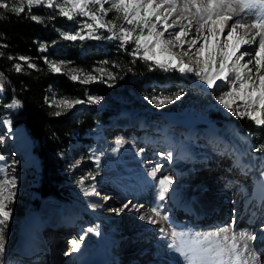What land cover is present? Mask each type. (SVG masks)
<instances>
[{"label":"rangeland","instance_id":"obj_1","mask_svg":"<svg viewBox=\"0 0 264 264\" xmlns=\"http://www.w3.org/2000/svg\"><path fill=\"white\" fill-rule=\"evenodd\" d=\"M0 2L2 1L0 0ZM19 3L20 0H15V3L13 0L8 1L10 7L18 6ZM178 3H182V0H178ZM24 7L27 8L26 3ZM49 10L56 11L55 9ZM243 15L248 22L255 17V13L250 15L245 12ZM79 19L81 18H78V21ZM75 28H77V23L70 21L65 30L58 29L56 34L60 37L61 32L72 31ZM178 30L179 25L174 29H170V31ZM99 33L102 35L105 32L101 29ZM196 35L194 31L190 32L189 36L185 37V41ZM165 39H170V37L166 34ZM220 39L223 40V36ZM90 41L98 42V40L87 39L67 42L86 46ZM106 41L119 43L107 39ZM186 47L187 44H185V49ZM60 49V46L56 44L52 46L51 51L47 49L43 51L45 53V57L42 59L44 63L47 59L51 63L60 65L61 62L58 59ZM173 51L177 52L179 49L174 48ZM185 62L189 63L186 57ZM18 63L24 62L19 60ZM45 65L48 67L47 63ZM61 67V73L55 74L65 75L69 79L72 74L69 72L70 67L63 65ZM177 73L186 77L190 87L180 84L181 87L178 90L167 92V95L162 90L150 92L149 96H140L134 92L114 95L110 92V96L101 98L98 104L88 103V97L95 96L88 94L84 99L85 103L75 105L66 111L55 107L53 101L58 102L60 98H56L50 89L48 103L56 111H61L62 115H72L83 110L96 109L104 115L105 121L98 124L92 132L93 134L89 139L92 146L89 156L85 157L84 152H82L83 149L80 146H75V144H71L69 149H64L65 151L59 154L68 176L67 186L63 193V199L66 202L56 201L53 198L43 200L36 198L37 207L27 210L24 221L19 224L12 221L13 227L10 230L5 229L6 253L0 256L4 264H84L86 261L84 256H79L78 251L72 252L70 245V241L78 239L81 235L84 236L81 248L86 244L95 259L108 258L107 264H171L169 260L174 258L175 255L179 264H183L179 256L168 247L170 243L174 242L173 233H176L177 237L181 233L188 235L206 234L230 226L229 235L235 233L238 236L239 231L242 230H246L250 236L256 235L261 227L262 220H264V211H262L264 206L260 204L262 208L256 209V205L251 202L247 206V211L242 213L241 209L242 197L252 191L251 185H245L246 181L249 180V176L245 180L235 181L233 185H228V183L233 182L234 179L230 173L234 168L230 167V163H233L234 159L239 157L244 160L248 158L247 161L251 165L248 172L259 175L260 182L263 183L264 177L261 176V172L252 169V166L258 169L261 164L263 167L264 163L260 159V154L252 151L254 143L251 137L237 131L231 123L217 125V129H209L204 126L180 129L176 126H169L161 115V112L165 109L196 116H214L216 120L219 116L226 119L231 116V113L218 103L217 98L225 90L222 81H217L220 87L214 86L212 89H208L194 74ZM92 75L99 78L102 74L96 71ZM97 83L107 86V75H103L102 80L97 79L94 82L82 85ZM177 93H180V99L173 100L172 103L166 104L162 108H157L154 103H150L148 99H145V97L165 95L172 98ZM237 103H240V101H237ZM13 109L15 110V108ZM154 127L158 130L157 132L152 130ZM19 131L24 132L23 141L16 140ZM88 135L86 134L85 137ZM151 137L153 138L152 141L149 140ZM77 138V136L73 137L75 140ZM0 140L3 141V144H0V155L6 157L5 160L0 161V167L6 169L8 179L13 177L16 179V187L13 190L16 192L17 197H23L25 200L31 201L34 197L31 180L34 176L39 175L40 169L37 159L32 153L28 136L21 126L11 124V129H9L8 126L0 123ZM116 140H120L122 146L118 151H113L116 147ZM187 148L194 154V160L179 159L180 174L184 175L181 177L175 176L170 171L169 162L162 159L159 153L167 154L171 152L173 157L177 158L180 151ZM240 154L243 156H240ZM24 163L32 164L31 172H20V167ZM157 163L163 165L162 173H157V176L159 177L162 174L172 177V187L175 186L179 189L178 191H183L186 195L189 193L193 196L198 195L200 192L199 184L209 186L210 189H204V194L208 196V208L211 206H217L218 210L220 208L219 212H217L218 210L213 211L215 217H207L203 223L195 222L193 218L184 219L185 226L181 228L171 227L167 219L153 217L156 220L155 224H149L146 219H139L142 214L151 215L149 210L152 207H159L162 215L167 218L171 215L172 210L170 209V211L167 208L168 197L165 201H159L156 181L148 176V172ZM123 164H126V168L134 173L131 175L127 173ZM123 175L129 176V178H125L124 182L121 179ZM137 176H142V183L144 184V188L138 195L132 189L136 185V181L132 179L137 178ZM233 176L235 177V175ZM92 177H95V179H92ZM3 178V173H0V179ZM81 178H85L83 185L79 183ZM118 180H121L119 184L117 183ZM243 190L244 193H248L241 196ZM84 191H94L97 194L85 196ZM235 200L236 205L232 208L231 204ZM259 201H262L261 198ZM95 203H102V207L97 210L96 207H93ZM125 204L128 205L127 208H124ZM137 208L140 210L137 211ZM77 209H82L84 215L79 212L76 218L68 217L71 210L78 212ZM112 209L116 211L112 212ZM222 210L223 215L221 216L219 213ZM249 211L254 213L251 216L252 223L248 221L250 218L247 215L250 214ZM106 214H110V219L106 217ZM244 215L247 216L244 218ZM33 216L38 218L39 239L41 238L47 247L45 252L39 253L37 260L25 252H15L13 249L22 237L25 236L26 239H29L32 235L30 220ZM233 217L236 218L235 223H232ZM111 218L114 220H111ZM215 218H219L220 221L213 220ZM246 220L249 224L251 223V227L247 226V222H244ZM89 227H98V234L87 232ZM178 240L175 241L177 244L181 242ZM251 243L252 251L257 250L256 258L259 264H264V239L260 242H257V240L251 241ZM237 244L242 245L238 237ZM29 245L33 247V241ZM77 257L81 261H77Z\"/></svg>","mask_w":264,"mask_h":264},{"label":"snow or ice","instance_id":"obj_2","mask_svg":"<svg viewBox=\"0 0 264 264\" xmlns=\"http://www.w3.org/2000/svg\"><path fill=\"white\" fill-rule=\"evenodd\" d=\"M13 2L15 3V0ZM25 3L34 22L39 23L40 18L31 15L32 8L44 6L55 9L60 17L77 23L74 30L60 33V38L64 41L107 39L118 41L117 46L121 49H126L131 43L134 47L128 55L133 57L132 63L136 60L149 63L150 71L154 65L165 72L175 70L181 74L192 73L208 89L220 87L217 81H222L225 90L217 98L218 103L233 116L251 121L264 133V0H182V3H178V0H20L19 5L14 7H10L6 2H0V8L19 16L25 12ZM110 12H114L115 15L108 19ZM245 12L250 15L255 13V19L246 21L243 15ZM78 18L81 19L78 21ZM52 19H55V16ZM178 25V31H170ZM101 29L108 35H101L99 33ZM192 31L197 35L185 41V37ZM166 34L170 39H165ZM221 36L223 40L220 39ZM0 47L5 45L0 44ZM174 48H178L179 51L174 52ZM39 50L43 52L46 48L41 46ZM185 57L189 63L185 62ZM7 58L13 59L12 56ZM17 59L26 63L28 68L36 67L29 62L28 57L20 56ZM45 63L52 73H61V65L67 66L66 62L58 65L47 59ZM101 63L107 64L108 61ZM13 67L16 72L22 71L19 63ZM96 71L102 74L101 77L70 68L69 72L72 74L69 79L81 84L102 80L103 75H107L109 80L116 79L104 68L93 69V72ZM0 80H3L2 73ZM111 86L109 84V87ZM145 99L154 103L157 108H162L173 100H179L180 93L172 98L153 96ZM100 100V97L89 96L87 102L98 104ZM83 103L85 101L81 99L62 98L58 102L53 101L57 109L65 111ZM5 107L20 108L21 104L13 98ZM61 114V111L55 112L56 116ZM4 123L11 129L10 120ZM0 144H3L2 140ZM115 144L113 151H118L122 142L116 140ZM252 151L260 154V159L264 161V144L253 148ZM159 155L169 163L174 161L171 152ZM5 159V156L0 155V161ZM236 166L240 167L241 171H247L239 160L236 161ZM162 167V164L157 163L148 172V176L156 181L159 201L166 200L173 186L172 177L162 174L157 176V173H162ZM0 173L4 175V178L0 179V226H3L0 227V256H2L6 253L5 229L13 214L9 204L14 202L16 196L13 190L16 187V179L14 177L8 179L4 167H0ZM261 176L264 177V172ZM84 179L81 178L79 181L81 185L84 184ZM96 194L94 191H84L85 196ZM261 200L264 201V194ZM127 207L125 204L124 208ZM139 210L137 208V211ZM149 211L151 215L142 214L139 219H146L149 224L156 223L153 217L168 219L162 215L159 207H152ZM232 223H235V217ZM229 230L230 226H225L206 234L181 233L179 237L173 233L174 242L168 247L181 258L183 264H250V260L256 259L255 253L250 250L247 242L242 247L238 245L236 234L229 235ZM87 232L98 234V227H89ZM259 232L261 236L253 234L247 237V240L254 242L258 238L264 239V220L261 222ZM177 239L181 241L179 244L175 242ZM241 239L244 240L245 237L241 236ZM83 241V235L70 241L71 251H79ZM0 264H4L2 259Z\"/></svg>","mask_w":264,"mask_h":264},{"label":"trees","instance_id":"obj_3","mask_svg":"<svg viewBox=\"0 0 264 264\" xmlns=\"http://www.w3.org/2000/svg\"><path fill=\"white\" fill-rule=\"evenodd\" d=\"M1 1L8 3L9 0ZM31 15L39 17L40 22H34L30 18L27 8L19 16L0 9V44L5 45L0 47V73L3 74V80H0V88L3 89L0 90L3 94L0 97V122L10 120L11 124L25 129L40 169L39 175L31 180L33 199L27 201L16 195L14 202L9 204L13 218L8 221L7 228L13 227L12 221L21 223L27 210L37 207V195L41 200L51 197L64 201L67 170L59 154L68 149L72 138L77 136L76 142L82 146L84 156H88L91 145L83 135L97 123L105 121L104 115L95 109L56 116V109L48 103L50 89L56 98L84 100L89 93L100 98L110 96V92L114 95L134 92L140 96H148L152 90L170 92L180 88L181 81L187 82L177 73L165 72L154 65L150 71L149 63L142 60L132 63L133 57L128 55V52L134 44L130 43L126 49L119 48L118 43H107L105 39L90 41L86 46L71 44L56 34V30H65L70 24V21L60 17L57 11L33 8ZM114 15V12H110L108 19ZM53 16L55 19H52ZM106 35L107 33L103 34ZM56 44L61 48L58 51V59L60 62H66L70 68L90 74L94 73L93 69L104 68L116 79H108L107 86L100 83L82 85L69 80L65 75L52 73L42 60L45 53L40 52L39 47L42 45L51 51V47ZM8 56L13 59L9 60ZM20 56L28 57L29 62L36 67L28 68L26 63H19L22 71L16 72L13 65L18 63L17 58ZM102 61L108 63L103 64ZM109 84L112 86L109 87ZM13 98L21 104L16 111L5 107ZM211 119L219 125L227 121L232 122L238 131L252 138L255 147L264 144V133L246 118L240 119L231 114L229 119L220 116L218 120L214 116ZM31 166L30 163L22 164L20 172H30Z\"/></svg>","mask_w":264,"mask_h":264},{"label":"bare ground","instance_id":"obj_4","mask_svg":"<svg viewBox=\"0 0 264 264\" xmlns=\"http://www.w3.org/2000/svg\"><path fill=\"white\" fill-rule=\"evenodd\" d=\"M254 19H255V17H254ZM155 131H157V130H155ZM24 136H25L24 132L19 131V132H17L16 140L23 141ZM149 140L152 141L153 138L151 137V138H149ZM150 143H152V142H150ZM240 156H243V155L240 154ZM185 158L187 159V161H193L194 160V154H192L190 152V150H188V148L184 149V150H181L180 154L178 155V157L174 158V161L172 163H169L170 171L173 172L175 175L180 176V177L182 175H184V174H180L181 169L179 168V164H180L179 159H185ZM237 160H241L240 164L247 169L246 172L241 171V168L236 166V161ZM247 160H248V158H246V160H244V159L239 157L238 159H234L233 163H230V165L233 168H235V169L231 170V171H233V175H235V178H236L235 181L245 180L249 176V180L247 181L246 185H251L252 186V191L250 193L246 194L244 197H242V204H241L242 206L246 205V202L248 200H252L254 204L258 203V201L260 200L262 194H264V182L263 183L260 182V176L259 175H254V173L248 172L250 170L249 167L251 165L248 163ZM263 163H264V161H263ZM224 166H226V165H224ZM123 167L126 170V172L129 173L130 175L134 173L132 170H128L126 168V164H123ZM252 169H253V171H260L262 173V172H264V165L262 167V164H261L258 167V169H255L254 166H252ZM125 178H129V176H127V175L121 176L122 182H124ZM132 180L136 181L135 182L136 185L134 186V184H133L134 187L132 186L133 187L132 189H133L134 193L136 195H138L142 191V188H144V184L142 183V176H140V177L137 176V178H134ZM120 182H121V180L117 181L118 184ZM199 186H200V190H199L200 192L198 193V195H195V196L191 195L190 193L186 195L185 192L178 191L179 189L176 188L175 186L172 187V189L169 192V196H170V194H173V196L168 197V203H167V208L169 210L170 209L172 210V211L170 210L172 212V217H170V221H172V220H176V221H179V222L183 221L181 218L176 217L178 215V213H180V214L183 213L180 210V206H182V204H186L188 206H192L194 208V211H195L196 215L201 216V219L197 220L196 222L203 223L204 220H206L207 217H215L213 211H217V206H212V207L208 208V206H209L208 205V201H207L208 200V196H206L204 194V189H210L209 186H207L205 184H199ZM174 200H175V202H174ZM235 205H236V200L231 204V207L233 208V207H235ZM262 206H264V201H263V205ZM93 207H96V209L98 210V209H100V207H102V203H95L93 205ZM111 211L115 212L116 210L112 209ZM74 212H76V211L75 210H71L70 211L71 214H69V216L72 217V218H76L75 216H78V214H76ZM220 214H221V216L223 215V210H222V212L219 213V215ZM109 215L110 214H106V217L109 218ZM111 220H114V219L111 218ZM235 220H236V218H235ZM37 221H38L37 216H33L31 218L30 227L32 228V235L29 237V239H26L25 236L22 237L21 240L19 242H17L16 245H14V247H13L15 252L18 251V249L23 248L24 246L27 247V245H29V242H32V241H33V248L34 249H36V250L42 249L43 241H42L41 238L39 239V224H38ZM248 221L251 222V220H249V219H248ZM248 224L249 223L247 222V225ZM256 235L259 237V236H261V233L258 231V232H256ZM241 236H244L245 239L242 240ZM249 236L250 235H249V233L246 230H242V231H239L237 237H238V239L240 240V242L242 244L241 247L244 245V243L247 242L248 245H249V248H251L250 250L252 251V243H251L250 240H247V237H249ZM261 240H262L261 238H258L257 242H260ZM178 241H180V240H178ZM129 242H131V241H129ZM254 253H255V257H256V255L258 254L257 250L254 251ZM78 255L79 256H84V258L86 259L84 264H107L108 263V260H107L108 258L107 259L106 258L105 259H95V257L91 254V251L88 249L86 244H84L82 246V248H80V250L78 251ZM174 258H171L169 260L170 263L171 264H179V261L177 260L176 255H175ZM179 259H181V258L179 257ZM77 261H81V260L78 259V257H77ZM56 264H59V263H56ZM77 264H79V263H77ZM81 264H83V263H81ZM250 264H259V262H258V260L256 258L255 260H250Z\"/></svg>","mask_w":264,"mask_h":264},{"label":"water","instance_id":"obj_5","mask_svg":"<svg viewBox=\"0 0 264 264\" xmlns=\"http://www.w3.org/2000/svg\"><path fill=\"white\" fill-rule=\"evenodd\" d=\"M162 115L175 122L180 127H188L193 125H206L209 128L216 129L217 126L214 125L209 117H199L195 115H190L178 111H165ZM39 197V195H37Z\"/></svg>","mask_w":264,"mask_h":264}]
</instances>
